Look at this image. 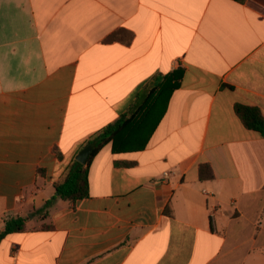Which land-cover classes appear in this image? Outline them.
<instances>
[{
	"label": "crops",
	"instance_id": "0c3cea01",
	"mask_svg": "<svg viewBox=\"0 0 264 264\" xmlns=\"http://www.w3.org/2000/svg\"><path fill=\"white\" fill-rule=\"evenodd\" d=\"M120 30L132 40L106 41ZM179 68L147 147L108 144L89 196L53 199L89 140ZM237 104L264 116V0H0V234L27 220L0 264H264V137Z\"/></svg>",
	"mask_w": 264,
	"mask_h": 264
},
{
	"label": "trees",
	"instance_id": "16d2710c",
	"mask_svg": "<svg viewBox=\"0 0 264 264\" xmlns=\"http://www.w3.org/2000/svg\"><path fill=\"white\" fill-rule=\"evenodd\" d=\"M244 3L246 0H234ZM117 40L130 42L132 35L124 30L111 34L106 41ZM183 70L179 68L167 75H157L138 95L137 100L127 113L122 114L115 122L108 124L97 133L88 145L93 150L87 164L75 161L62 180L54 184L55 195L53 199L60 198L65 201L77 202L89 196V166L97 154L108 144L114 154L138 152L144 150L163 119L170 99L175 90L180 87ZM236 113L245 126L259 132L264 137V116L259 108L237 104ZM134 162H116V165H133ZM201 179L214 177L210 164H201L199 167ZM52 204L49 200L44 205V210ZM26 219L14 217L5 224L0 239L8 234L24 232L27 228Z\"/></svg>",
	"mask_w": 264,
	"mask_h": 264
},
{
	"label": "water",
	"instance_id": "95a60500",
	"mask_svg": "<svg viewBox=\"0 0 264 264\" xmlns=\"http://www.w3.org/2000/svg\"><path fill=\"white\" fill-rule=\"evenodd\" d=\"M92 150V146L88 145L79 153V155L77 156V160L82 164H87Z\"/></svg>",
	"mask_w": 264,
	"mask_h": 264
},
{
	"label": "built area",
	"instance_id": "2783aa9c",
	"mask_svg": "<svg viewBox=\"0 0 264 264\" xmlns=\"http://www.w3.org/2000/svg\"><path fill=\"white\" fill-rule=\"evenodd\" d=\"M166 175H167V173H166Z\"/></svg>",
	"mask_w": 264,
	"mask_h": 264
}]
</instances>
